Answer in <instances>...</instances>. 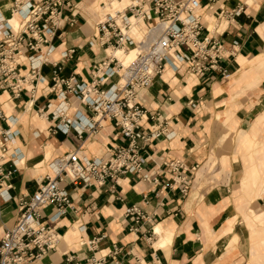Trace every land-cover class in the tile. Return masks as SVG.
Returning <instances> with one entry per match:
<instances>
[{"label": "crops", "instance_id": "crops-1", "mask_svg": "<svg viewBox=\"0 0 264 264\" xmlns=\"http://www.w3.org/2000/svg\"><path fill=\"white\" fill-rule=\"evenodd\" d=\"M13 1L0 0L4 19L12 17ZM70 1L57 34L41 45L49 61L37 78L24 82L21 92L0 78V240L18 219L19 199L54 177L57 158L78 151L87 165L129 143L107 117L91 133L90 108L74 94L65 100L58 96L55 64L63 68L60 78L90 82L94 66L108 58L97 25L104 1ZM237 6L244 12L233 20L219 17ZM200 12L201 37L224 44L222 64L230 77L189 73L174 51L165 72L140 95L146 108L142 131L164 130L142 150L143 173L104 184L66 179L72 207L59 217L53 205L41 207V221L55 228L60 241L36 264L84 263L94 257H106L107 264L120 259L127 264H264L253 239L264 233V221L254 219L264 216V0H202ZM18 21L15 15L10 24L17 27ZM33 54L40 53L22 54L20 77L31 78L40 64L29 59ZM119 81L116 75L101 88L110 90ZM171 160L185 164L187 193L174 184L175 174L166 165ZM255 173L259 177L251 178ZM132 205L149 219L137 222L127 215ZM158 227L161 234L155 233ZM166 238H171L166 247L158 245Z\"/></svg>", "mask_w": 264, "mask_h": 264}, {"label": "built area", "instance_id": "built-area-1", "mask_svg": "<svg viewBox=\"0 0 264 264\" xmlns=\"http://www.w3.org/2000/svg\"><path fill=\"white\" fill-rule=\"evenodd\" d=\"M201 5L202 0H133L115 14H106V18L97 25L101 32L100 42L107 45V50L124 46L134 48L138 51L134 60L125 64L108 54L107 60L94 66L95 72L90 82L79 81L75 76L60 78L63 68L55 64L54 81L55 87L59 88L58 96L65 100L74 94L90 108L93 114V119L87 125L90 132L97 133L102 119L107 117L120 127L129 143L115 147L110 158H95L87 165L80 161L78 151L57 158L53 162L54 177H48L31 196L19 199L18 219L0 240V264H36L57 247L60 235L54 227L41 221L40 209L47 204L53 205L56 209L54 217L68 212L72 199L63 186L66 179L74 183L83 180L85 184L95 179L104 184L108 178L116 177L118 180L124 174L143 173L145 158L142 150L164 130L142 131L141 120L146 108L140 102V95L165 72L174 51L177 52L176 59L188 66L189 73L203 75L215 71L225 78L230 77L231 72L222 64L227 53L224 44L210 36L201 37L205 29ZM65 6L70 7L71 1L14 0L11 4L12 17L4 19L0 16V78L4 77L13 90L21 92L23 83L35 80L40 74L41 65L49 61V52H44L41 45L50 42L57 34ZM243 12L244 6H237L229 11L222 10L219 17L233 20ZM15 15L19 17L17 28L10 24ZM132 17L144 21V36L138 37L133 33ZM30 50L40 53L29 57L32 62L40 60V64L33 67L31 78L20 77L17 69L20 59ZM74 52L73 49L69 50L64 57ZM116 75L120 81L113 84L110 90L101 88ZM166 165L175 174L174 184H181L182 192L187 193L189 187L186 185L183 161L171 160ZM143 177L149 178L147 174H143ZM127 215L134 216L137 222L149 219L136 205L127 209ZM91 243L95 247L96 241ZM69 261H73V257ZM107 263L106 257H94L75 264ZM115 264L127 262L120 259Z\"/></svg>", "mask_w": 264, "mask_h": 264}, {"label": "bare ground", "instance_id": "bare-ground-1", "mask_svg": "<svg viewBox=\"0 0 264 264\" xmlns=\"http://www.w3.org/2000/svg\"><path fill=\"white\" fill-rule=\"evenodd\" d=\"M103 1L106 2V4L104 6L108 5L109 7H111L115 11H117V10L124 9L127 5L131 4L133 0H110V1L102 0L101 2H103ZM136 1H140V0H136ZM133 18H135L136 20H140L141 19V18L139 19L137 17H132L131 18L132 23H133V20H132ZM12 25L15 27L14 24H12ZM133 26H132V29H133ZM141 26H142L143 29H146V26H145V23L144 22L141 23ZM15 28H17V27H15ZM145 33H146V31L143 34H141V35H137V34H135V35L138 36V37H141V36H144ZM107 53L108 54H113L111 56H115L117 58L119 57L121 59L120 60L118 58L120 61H122L125 64H127V63L131 62L132 60H134L136 58L138 51L136 49H134V48H128V47L124 46V47H117V48H112L111 47V48H109L107 50ZM254 166H256V165H254ZM255 171H256V168H254V172ZM258 177L259 176L256 173L254 175H251V178L257 179ZM255 214H257V213H255ZM259 217H261V215H258L256 217H254V219L256 221H260L261 223H263V221H264L263 217L262 218H259ZM156 230H157V233L158 234H161L162 231H161V229L159 227L156 228ZM170 239L171 238H166L165 240L161 241V244L162 245L166 244L168 241H170ZM253 239L257 241L255 243V245H256V248H257L258 253L260 252V250H262L263 253H264V233H257V235H255L253 237Z\"/></svg>", "mask_w": 264, "mask_h": 264}, {"label": "rangeland", "instance_id": "rangeland-1", "mask_svg": "<svg viewBox=\"0 0 264 264\" xmlns=\"http://www.w3.org/2000/svg\"><path fill=\"white\" fill-rule=\"evenodd\" d=\"M107 1H110V0H107ZM104 3L106 4V2H104ZM115 12L116 11L114 9H112L111 7H109L108 5L103 6L101 8L100 19L101 20H104L106 18V14H108V13L115 14ZM132 20H133V23H135V26H134L135 30H134V32L136 31L139 35L143 34L146 31V29H143L142 28V26H141V23L142 22H139V24H138V20H136L135 18H133ZM109 55H113V54H109ZM262 212H260V213H262ZM259 218H262V216L259 217ZM169 243H170V241H168L166 244L162 245L161 242H160L158 245H162V246L166 247V245H168Z\"/></svg>", "mask_w": 264, "mask_h": 264}]
</instances>
